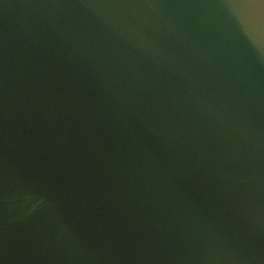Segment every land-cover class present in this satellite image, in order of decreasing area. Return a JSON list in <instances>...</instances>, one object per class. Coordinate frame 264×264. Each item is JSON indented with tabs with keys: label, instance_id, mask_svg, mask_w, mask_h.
<instances>
[{
	"label": "water",
	"instance_id": "95a60500",
	"mask_svg": "<svg viewBox=\"0 0 264 264\" xmlns=\"http://www.w3.org/2000/svg\"><path fill=\"white\" fill-rule=\"evenodd\" d=\"M0 264H264V0H0Z\"/></svg>",
	"mask_w": 264,
	"mask_h": 264
}]
</instances>
